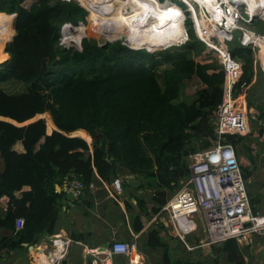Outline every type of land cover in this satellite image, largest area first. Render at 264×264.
I'll use <instances>...</instances> for the list:
<instances>
[{"label": "trees", "instance_id": "16d2710c", "mask_svg": "<svg viewBox=\"0 0 264 264\" xmlns=\"http://www.w3.org/2000/svg\"><path fill=\"white\" fill-rule=\"evenodd\" d=\"M87 13L77 0H0V23L15 18L16 30L0 48V200L9 199L0 228L13 233L0 239L2 249L15 250L54 233L67 195L58 185L73 178L88 188L91 183L111 184L122 169L143 176L146 184L139 188L152 192L150 209L145 199L137 198L141 212L133 216V227L139 232L142 213L157 214L181 188L189 174V154L216 139L214 119L224 98L225 71L217 58L197 59L210 49L196 35L190 18L185 22L187 36L183 24V44L152 51L130 48L120 40L99 42L88 35L95 32L86 23ZM75 27L76 34L70 36ZM72 42L78 47H63ZM230 49L243 64L236 93L246 91L248 106L264 117V71L255 50L238 41ZM162 60L172 65L163 73L165 86L155 70ZM191 79L201 87L190 101L180 99L184 81ZM13 81L24 83L25 89H5L3 84ZM39 114L56 128L46 118L31 122ZM263 136L264 127L253 122L250 133L228 135L226 142L234 145L240 159L251 155L255 163L251 146ZM91 137L90 145L85 138ZM19 141L23 152L15 149ZM242 171L246 179L253 176L250 166L242 164ZM249 195L256 211L258 195L253 197L250 190ZM19 217L25 218V225L16 230ZM164 235L178 237L158 225L145 234L147 246L163 248L165 264H189L172 260ZM215 245L228 263L245 264L237 239Z\"/></svg>", "mask_w": 264, "mask_h": 264}, {"label": "built area", "instance_id": "2783aa9c", "mask_svg": "<svg viewBox=\"0 0 264 264\" xmlns=\"http://www.w3.org/2000/svg\"><path fill=\"white\" fill-rule=\"evenodd\" d=\"M157 1L161 5L177 4L172 0ZM178 1L185 5L183 9L178 4L184 13V26L188 12L196 35L215 53L225 71L224 98L214 119V143L208 148L189 154V176L181 181V188L162 206L155 220L171 227L176 235L185 240L186 235L197 231L199 222L196 216H200L204 219V244H221L233 238L240 242L249 234L264 231V214L254 211L242 171V162L234 145L226 142V137L250 133L253 122H257L258 127H264V117H260L256 109L248 106L245 91L236 93L243 74V64L232 55L230 44L236 41L235 32H240L238 42L242 46L254 48L256 59L264 70L261 56V53L264 54V32H257L248 25L255 20H264V0H257L254 7H251L250 0ZM242 7L248 16H245ZM70 27L73 26L70 24ZM75 28L77 30L78 27ZM202 34L209 35L203 38ZM123 44L142 49L131 46L129 41ZM242 88H245L244 83ZM104 185L109 196L120 202L124 193L123 179L118 176L112 181V187L106 182ZM94 186L91 183L89 188ZM89 188L78 178L68 180L66 184V191L72 192L77 198L84 196ZM8 208L9 199L3 205V211L7 212ZM24 225V217L16 219V230ZM136 247L135 241L116 239L108 249V254L128 256ZM60 255L61 253L57 254L53 264H62ZM91 264H100V260L96 257Z\"/></svg>", "mask_w": 264, "mask_h": 264}, {"label": "crops", "instance_id": "0c3cea01", "mask_svg": "<svg viewBox=\"0 0 264 264\" xmlns=\"http://www.w3.org/2000/svg\"><path fill=\"white\" fill-rule=\"evenodd\" d=\"M261 56L264 60L263 53H261ZM260 65L262 67L261 63ZM71 134L78 136L76 133ZM85 139L91 145L92 137L91 140ZM261 141L264 143V136ZM15 149L21 152L25 150L21 141L15 145ZM258 149H260L258 152H253L260 155L261 158H259L262 160L259 164H264V146ZM2 165H4V163ZM252 165L256 164L254 162H247L246 164V166L250 167ZM120 177L123 179L124 186V193L120 202L109 196L108 189L105 187L104 182L103 185L101 183L94 184L95 186L86 192L83 198H76L71 202H69L70 200L67 198V182H65L61 189L57 187L58 191H65L67 195L63 198L55 231L53 234H42L39 240L34 244L24 243L15 250L2 249L1 240L5 236H10L13 233L4 228H0V264H53L57 254L60 253L61 257H59V259L62 260V264H91L92 260L96 257L100 260V264H153V262H155L153 259L159 260V263L161 260L162 263L160 264H165L162 251L163 248L153 249L147 246L145 234L162 224L167 229L169 228L171 233L174 235L176 234L172 231L171 227H168L163 222L156 221V214L146 215L142 213L141 223L143 227L139 232L134 230L133 216L141 212L137 198L139 196L145 199L147 201V207L150 209L153 205L152 192L146 189L149 192L146 196L145 190L139 188L142 183L140 176L131 174L126 169L120 171ZM252 177H255L254 172ZM130 181H138L140 185L138 187L132 186L129 183ZM258 182L260 193L258 194V200L255 204L256 211H254L264 214V179ZM109 186L112 187L111 184H109ZM5 203H8L7 197H3L0 200V218L4 215L3 205ZM170 237L173 239L176 238L175 236L164 235V240L167 242L168 240L166 238ZM110 238H114L115 240L121 239L128 242L135 241L137 247L128 256H110L108 254V249L106 251L100 250L102 244ZM178 238L180 237L178 236ZM203 242L204 240L201 238L198 245L205 247V253L198 254L195 261H189V264H195L198 260H208V262L205 261L207 264H216L217 257H220V264H230L226 261L223 253L219 256L214 250H210V245L206 248L207 245ZM239 243L245 259V264H264V231L261 233L256 232L249 234ZM198 245H195V247ZM200 246L198 248H200ZM190 247L191 250L195 249L193 246ZM156 250L159 251L154 252ZM182 256L184 257V254ZM176 261L180 262L181 260L178 259ZM185 261L188 260H184V262Z\"/></svg>", "mask_w": 264, "mask_h": 264}, {"label": "rangeland", "instance_id": "374dc122", "mask_svg": "<svg viewBox=\"0 0 264 264\" xmlns=\"http://www.w3.org/2000/svg\"><path fill=\"white\" fill-rule=\"evenodd\" d=\"M80 2V4L82 6H84L83 4V1L82 0H77ZM178 1V0H177ZM144 2H147V0H142V3L141 2H138V5H146V6H149L147 4H144ZM137 3V2H136ZM136 3H134V5H136ZM183 9L185 8L184 5H182L181 3H179ZM134 5H124V4H121L117 7V12L121 15H128L129 16V19L128 20H133L132 19V14L137 13L138 17L135 21V23H131V25H129L124 31L120 32L119 34L120 37L123 36L124 34H129L130 32L132 31H135L137 28H138V20L141 18V16L144 14L143 11L140 12V11H131V9L134 7ZM87 10V19H86V23L87 25H90L92 26L93 30L95 33L93 32H89L88 35L89 36H94L95 38L98 39L99 42L101 43H105V42H114V41H117V40H120L122 43L124 42H128L126 40V37H117L115 39H110L109 37H107L100 29L99 27H101L100 25H97L95 23V20H94V16L93 14L91 13V11L86 7L84 6ZM132 7V8H131ZM142 7V6H141ZM143 8V7H142ZM141 8V9H142ZM242 11L243 13L245 14V16H248L246 13H245V8L242 7ZM186 19L187 18H190L189 16V13L186 12ZM122 18V17H121ZM121 18L119 17L118 14H116V19L117 20H121ZM186 21V20H185ZM14 22H15V18L13 21H5L3 23H0V48H1V45L4 44L5 42V47L7 45L8 42H10L12 39H13V36L15 35L16 33V30H15V26H14ZM143 22V21H141ZM139 22V23H141ZM251 28L255 29L257 32H264V20H255L253 23L251 24H248ZM185 28H186V31H187V26L185 25ZM76 29V28H75ZM72 28V32H70V36L71 35H75L76 34V30ZM71 31V30H70ZM235 38H236V41H238V39L240 38V32L236 31L235 32ZM178 40V39H177ZM177 40H174L175 42ZM187 40V39H185ZM184 40V41H185ZM173 41V40H172ZM178 42L172 46H165V47H162L160 50L158 51H161V50H164L166 48L168 49H174L176 48L177 46L183 44V42ZM170 42V41H168ZM63 45V44H62ZM136 45H140L142 46V48H153L154 46H150V45H143V44H140L139 42H136ZM5 47H4V50H3V56H4V52H5ZM63 47H78L76 45V43L72 42V43H69V44H65L63 45ZM157 51V50H156ZM198 60L200 61H204V60H212V59H216V55L214 54L213 51H210V50H206L205 53L201 54L200 56L197 57ZM161 65L157 68L156 67V72L159 74V78H160V81L161 83L163 84V86H165L164 84V71L165 70H170L172 69V65L170 62H167V61H164L162 60ZM3 86L5 87V89H7L8 91L10 92H20L22 90L25 89V84L22 83V82H16V81H13V82H8V83H4ZM201 87V82L198 81L197 79H191V80H185L184 83H183V86L181 88V95H180V99L182 98H187L189 101L195 96V92L198 88ZM42 116H45V118L47 119V116L44 114ZM2 119V118H1ZM258 133V132H257ZM257 133H255V135H257ZM261 146H264V143L262 141H259L258 139L255 140L253 143H252V148L254 149L255 152H258L260 149ZM253 152L255 155H256V158H255V164L256 165H252L250 168L254 170V173H255V177H251L250 179H246V183H247V186L252 194L253 197H256L260 192H259V180H263L264 179V164H259V162L262 160H260V155H258V153H255ZM260 157V158H259ZM251 155H246L243 154L241 156V162L243 165L246 166L247 162H251ZM3 162H2V158L0 156V169L3 167ZM190 174V173H189ZM189 174L187 176H189ZM140 180L144 183V185L146 184V181H145V178L143 176H140ZM251 180V181H250ZM143 190H145V193H146V196L149 194L148 188H142ZM248 190V191H249ZM170 196L172 197V194H170ZM169 196V197H170ZM196 220L199 222V227L197 229V231L193 232L192 234H189V235H186L185 237V240H182L178 237L176 238H166L168 241V245H169V248H170V254L172 256V260L173 261H176L178 259H180L181 261H184V260H188L190 262H194L195 261V258L198 256V254L200 253H205V247H202L200 245L198 246H193L195 245L197 242L201 241V238L204 240L205 239V232H204V219L201 218L200 216H196ZM169 231H171L169 228H168ZM202 243V242H201ZM190 246H193L195 249L194 250H191V247ZM200 246V248H198ZM209 247L208 245L206 246V248ZM210 250H214L216 252V245L213 246V245H210ZM159 250H156L154 252H157ZM163 251V250H162ZM161 253V252H160ZM217 253V252H216ZM157 254V253H156ZM184 254V257L182 256ZM219 256H221L222 252L219 251L217 253ZM180 257V258H179ZM206 259V258H204ZM155 262H153V264H160L162 263L161 260H160V263H159V260L157 259H153ZM199 261V260H198ZM201 261V260H200ZM204 261H207L208 260H204ZM210 262V260H209ZM224 264V263H223Z\"/></svg>", "mask_w": 264, "mask_h": 264}, {"label": "bare ground", "instance_id": "6f19581e", "mask_svg": "<svg viewBox=\"0 0 264 264\" xmlns=\"http://www.w3.org/2000/svg\"><path fill=\"white\" fill-rule=\"evenodd\" d=\"M84 6H86L94 16L95 23L100 25L99 29L110 39L117 38L120 32L124 31L131 23H135L138 15L134 12L132 14L133 20H128V15H123L121 20L116 19L117 7L121 4L134 5L131 11H144L141 18L138 20V28L129 34H124L121 37H126V40L130 42L133 47H142L136 45V42L140 44L154 46L152 51L160 50L162 47L172 46L178 42L184 41L183 30V18L184 13L175 4L161 5L157 0H149L144 2L146 5H138V2L142 3V0H82ZM156 1V2H155ZM157 3V4H156ZM251 7L257 5V0H250ZM143 8H142V7ZM176 7L177 12L171 11L169 7ZM142 8V9H141ZM155 11L158 13L156 14ZM162 18L160 21H156V18ZM143 21V22H141ZM141 22V23H139ZM132 26V25H131ZM129 28V27H128ZM209 34H202L203 38H207ZM120 37V38H121ZM178 39V40H177ZM173 40V41H172ZM174 40H177L176 42ZM170 41V42H168ZM146 49V48H145ZM42 116V114L37 115ZM34 117L33 119H35ZM33 121V120H32ZM31 121V122H32ZM47 121L55 127L48 119ZM29 123V122H28ZM23 124H26L23 122ZM22 125V124H21ZM56 128V127H55ZM54 254V253H53Z\"/></svg>", "mask_w": 264, "mask_h": 264}, {"label": "water", "instance_id": "95a60500", "mask_svg": "<svg viewBox=\"0 0 264 264\" xmlns=\"http://www.w3.org/2000/svg\"><path fill=\"white\" fill-rule=\"evenodd\" d=\"M186 36H187V32H186ZM40 118H45V116H38L33 121L38 120ZM29 123H26V124H29ZM26 124H22V125H26ZM129 183H130V185L136 186V187H138L140 185V182H138V181H130ZM57 187L61 189V187L59 185ZM67 198L70 200L69 202H71V201H74L77 197L72 192H69L68 195H67ZM81 198H83V196H81ZM114 240H115L114 238H110L109 240H107L106 242H104L102 244L100 250L106 251L107 249H109L110 246H111V244L114 242Z\"/></svg>", "mask_w": 264, "mask_h": 264}]
</instances>
